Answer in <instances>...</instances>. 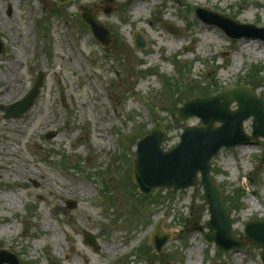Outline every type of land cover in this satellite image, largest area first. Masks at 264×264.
I'll return each mask as SVG.
<instances>
[{
	"label": "rangeland",
	"instance_id": "rangeland-1",
	"mask_svg": "<svg viewBox=\"0 0 264 264\" xmlns=\"http://www.w3.org/2000/svg\"><path fill=\"white\" fill-rule=\"evenodd\" d=\"M84 6H100L109 47L81 22ZM197 7L264 26V0H0V105L45 74L25 114L5 119L0 110V249L20 264H264L260 248L224 253L203 241L201 186L145 195L131 177L136 138L155 121L166 128L165 150L184 124L199 125L173 115L187 97L240 85L264 97V42L230 39L202 23ZM137 32L143 49L134 46ZM243 126L250 134L251 118ZM210 173L243 238L245 222L264 219V139L221 149ZM161 216L172 238L157 254L149 235Z\"/></svg>",
	"mask_w": 264,
	"mask_h": 264
},
{
	"label": "water",
	"instance_id": "water-1",
	"mask_svg": "<svg viewBox=\"0 0 264 264\" xmlns=\"http://www.w3.org/2000/svg\"><path fill=\"white\" fill-rule=\"evenodd\" d=\"M58 1L65 3L68 0ZM99 11L98 6L84 7L80 12L81 19L90 27L97 42L108 46L111 44V33L108 26L97 18ZM104 11L110 12L111 6L105 7ZM195 13L200 19L221 27L229 37L264 41V27L242 24L204 8H197ZM163 27L172 34L181 33L168 24H163ZM134 42L137 49L145 47V41L139 33L134 34ZM3 47L0 39V52ZM44 77L42 71L38 72L32 87L21 99L6 107L0 106V110L5 112L4 118H18L33 105L43 86ZM233 102L236 103L235 109L230 108ZM175 116L181 121L198 117L200 125H184L180 141L168 150L162 147L166 129L161 121H156L149 132L137 140L136 158L132 163V179L137 189L149 194L159 187H172L175 192L191 186H202L203 198L210 214L205 224L207 231L198 227L202 238L214 243L222 252L243 250L248 242L251 248H262L260 257L264 262V220L247 221L244 224V238L236 236L232 231L231 210L210 175V161L222 147L228 149L264 138V98L255 96L249 85L235 86L214 96L184 100L182 106L175 109ZM250 117L252 132L248 134L243 123ZM54 136L55 133H49L46 137ZM67 206L72 209L75 202L69 201ZM163 220L162 217L156 222L150 235L151 246L157 254H161L165 244L171 240L170 232L162 229ZM84 239L94 250H98L94 235L87 232ZM3 263L20 264L14 254L0 249V264Z\"/></svg>",
	"mask_w": 264,
	"mask_h": 264
},
{
	"label": "bare ground",
	"instance_id": "bare-ground-1",
	"mask_svg": "<svg viewBox=\"0 0 264 264\" xmlns=\"http://www.w3.org/2000/svg\"><path fill=\"white\" fill-rule=\"evenodd\" d=\"M17 170H18L19 172H21V173H23V171H24L21 167L17 168Z\"/></svg>",
	"mask_w": 264,
	"mask_h": 264
},
{
	"label": "trees",
	"instance_id": "trees-1",
	"mask_svg": "<svg viewBox=\"0 0 264 264\" xmlns=\"http://www.w3.org/2000/svg\"><path fill=\"white\" fill-rule=\"evenodd\" d=\"M191 214H192V210H191ZM193 225H195V223Z\"/></svg>",
	"mask_w": 264,
	"mask_h": 264
}]
</instances>
